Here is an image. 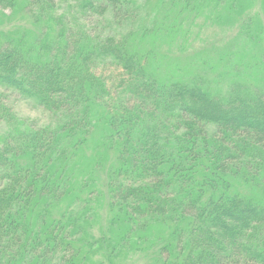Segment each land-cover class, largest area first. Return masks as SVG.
<instances>
[{"label":"trees","instance_id":"trees-1","mask_svg":"<svg viewBox=\"0 0 264 264\" xmlns=\"http://www.w3.org/2000/svg\"><path fill=\"white\" fill-rule=\"evenodd\" d=\"M73 1L44 61L0 45V87L56 122L0 136V264H86L79 199L68 218L51 209L93 183L72 180L97 127L98 157L114 159L104 177L117 247L163 225L155 264H264V93L174 76L142 46L164 30V2L183 11L199 0ZM59 2L30 5L42 15ZM0 121L16 123L1 98Z\"/></svg>","mask_w":264,"mask_h":264},{"label":"rangeland","instance_id":"rangeland-1","mask_svg":"<svg viewBox=\"0 0 264 264\" xmlns=\"http://www.w3.org/2000/svg\"><path fill=\"white\" fill-rule=\"evenodd\" d=\"M30 1L9 0L6 5L0 1V45L13 44L34 61H44L48 58L44 47L56 39L55 17H70L69 8L74 1L59 0L55 13L42 15L32 13ZM164 4L158 16L164 30L157 37L145 38L142 46L145 50H155L156 59L172 75L186 74L194 80H206L217 92L236 85L238 88L251 86L264 93V0H199L191 3V10L187 7L183 11L170 8L168 2ZM88 16H92L93 22L98 19L96 15ZM169 26L173 31L168 34ZM0 98L16 121L10 127L0 121V136L31 124L34 128L56 124L49 113L11 90L0 87ZM102 135L101 127H97L81 151L72 180L76 189L88 173L93 183L88 182L86 189L66 195L52 206L51 215L70 217L69 212L76 198L79 199L82 218L79 225L83 230L78 239L86 264H155L157 250L151 248L156 238L168 235V228L163 225L150 228L147 243L132 239L116 246L120 242L114 237L118 226L112 224L110 192L104 177V170L109 169L114 159L98 157L103 151L99 141ZM232 187L239 196H251L245 186L234 184Z\"/></svg>","mask_w":264,"mask_h":264}]
</instances>
